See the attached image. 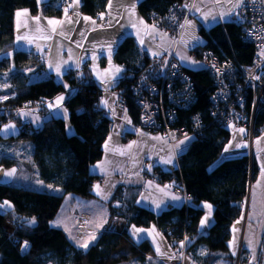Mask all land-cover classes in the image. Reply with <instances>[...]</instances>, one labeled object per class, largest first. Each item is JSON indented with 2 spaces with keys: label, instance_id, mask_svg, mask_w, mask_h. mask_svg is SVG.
Wrapping results in <instances>:
<instances>
[{
  "label": "trees",
  "instance_id": "obj_1",
  "mask_svg": "<svg viewBox=\"0 0 264 264\" xmlns=\"http://www.w3.org/2000/svg\"><path fill=\"white\" fill-rule=\"evenodd\" d=\"M58 1L48 0L39 9L37 0H0V125L13 120L16 108L26 103L40 104L52 100L65 91L64 84L52 75L30 80V73L23 69L32 65V72L41 73L43 62L40 56L37 58L17 50L11 61L3 55L13 49L14 16L18 9L26 8L32 14L41 11L45 15H59L61 10L56 8ZM107 1L82 0L81 12L96 16L105 10ZM181 1L141 0L138 10L152 23L151 13L162 16ZM198 33L203 43L191 48L190 52L199 53L207 48L219 59L226 58L235 66L252 63L254 46L242 40L239 27L231 21L218 22L207 28L200 26ZM114 58L124 66V73L114 90L126 88L120 98L135 130L148 131L136 127L139 108L129 85L135 84L139 77L147 73L151 57L140 50L133 37L127 36L117 46ZM185 70L191 78L195 100L185 109L173 107L164 93L163 113L167 117L175 112L173 125L184 126L187 130L192 127L193 117L198 116L202 127L192 135L194 138L186 150L177 156L175 168L153 170L161 175L159 183L168 181L171 184L172 180H180L191 196V203L180 207L168 206L156 212L136 203L138 187L118 186L107 202L106 228L87 249L74 245L62 228L53 225L66 195L84 199L94 197L93 180L97 177L89 173V168L102 157L103 143L111 127L110 119L99 106L103 90L91 79L65 73L64 81L69 86H77L64 101L73 133L66 131L63 118L49 116L38 127L20 122L17 135L10 136L17 145L24 142L33 145V160L26 164V169L35 170L39 180L55 191L0 183V202L8 200L12 204V208L0 211V264H101L107 258L119 257L127 260L123 264H153L150 262L153 257L150 244L146 240H134L128 232L130 225H154L164 233L170 230L172 235L167 237L175 247L185 237L186 252L195 264L229 263L234 260L230 244L231 227L243 214L242 206L250 184L257 177L258 168L248 154L217 162L231 138V130L211 113L208 98L215 88L213 77L204 67ZM77 77L79 82H76ZM253 97L254 92L248 90L247 110L251 108ZM46 107L40 109L41 113ZM263 130L264 99L258 103L253 137ZM131 135L127 134L123 139ZM15 162L9 157L0 159V164L4 166ZM201 202L213 206L212 223L204 234L198 232L204 210L196 204ZM33 219L34 224L30 223ZM25 242L29 247L22 251ZM262 245L260 243L257 248L258 259L263 255ZM246 260L243 257L241 263Z\"/></svg>",
  "mask_w": 264,
  "mask_h": 264
},
{
  "label": "crops",
  "instance_id": "obj_2",
  "mask_svg": "<svg viewBox=\"0 0 264 264\" xmlns=\"http://www.w3.org/2000/svg\"><path fill=\"white\" fill-rule=\"evenodd\" d=\"M46 1L48 0H37L39 9ZM140 1L108 0L105 10L93 17L81 12L82 0H72L71 4L61 10L59 15H45L41 11L32 14L26 8L18 9L15 12L13 49L40 56L43 62V71L39 75L32 72L33 68L26 71L30 73V80L45 78L49 75L55 78L57 75L61 74L63 76L67 71L74 70L80 76L91 79L103 90L99 106L110 119L111 127L103 143L102 157L90 166L89 173L96 177L102 176L104 180L94 184V197L92 199L72 195L66 196L68 198L66 209L62 213L58 211L56 216L59 218L57 227L62 228L67 236L68 233L63 226L68 224L75 239L70 240L77 247H80L83 243L80 242L82 239L75 237L74 214L76 212L89 214L90 222L85 239L92 236L97 238L99 233L106 228L108 218L107 202L118 186L138 187L139 192L136 203L152 211H161L168 206L180 207L185 205L184 198L171 190L168 181L157 183L149 179L144 180L140 177V171L143 168L172 170L177 164V156L186 150L191 141L183 139L174 144H169L166 135L163 133L135 130L126 109L115 104L117 96L114 87L124 73V66L117 63L114 58L119 43L125 37L131 36L135 39L140 50L145 51L150 57L161 56L165 54L163 46L167 44L170 36L147 21L139 12L138 4ZM17 12L21 14L17 16ZM178 42L173 41L171 53ZM63 84L67 86L65 91L55 96L40 116L37 117L31 113L23 112L21 123L38 127L49 116L61 117L66 122L68 111L64 101L74 89L65 81ZM61 96L64 99L60 101V105L63 106L62 110H64L58 113L59 105L57 106L55 101ZM49 105H52V107H49ZM41 115L45 116L42 117ZM68 127L66 123V131L72 133L73 130H69ZM229 128L231 138L225 145L217 162L247 153L246 132L244 130L241 132L240 128ZM131 133L130 137L123 139ZM254 138H257V141L256 146L251 150V154L258 168L257 187L260 177V183L263 181L261 183L262 187L260 186L259 189L262 192L261 189H264V130ZM26 143H28L29 148H32L29 142L18 144V146L27 145ZM13 144L16 145L15 141ZM237 145H240V147H237ZM19 151L22 150L19 148ZM1 157L6 156L1 155ZM166 160H171V163H165ZM27 161L31 162L30 160H22L25 167ZM36 179L41 189L55 191V189L40 181L37 175ZM19 185L22 184L19 183ZM174 196L180 197V199L174 200ZM0 203L4 205L5 201ZM196 205L204 210L202 216L204 218L208 213L204 203L201 202ZM10 208H12V205L8 204V206L0 208V211ZM212 210L213 208L211 212ZM254 220H257V218H253L251 223ZM210 224V218L203 227L200 223L198 232L200 234L206 233ZM231 228L232 241L230 240V244L235 248L243 228L241 219L236 220ZM136 229L141 231L136 232L134 235ZM128 232L136 241L146 240L153 250L154 258L159 259L161 264H174L177 262H174V257L180 244L177 247L173 246L174 242L156 226L137 227L130 225ZM248 244H246V248L249 247ZM252 246L251 251H256L255 245ZM183 264L195 263L190 257H186Z\"/></svg>",
  "mask_w": 264,
  "mask_h": 264
},
{
  "label": "built area",
  "instance_id": "obj_3",
  "mask_svg": "<svg viewBox=\"0 0 264 264\" xmlns=\"http://www.w3.org/2000/svg\"><path fill=\"white\" fill-rule=\"evenodd\" d=\"M71 1L59 0L56 3V8L63 10L71 4ZM205 1L207 0H182L180 3L172 5L162 16H155L151 13L149 17L155 26L173 37L175 42H178L186 22L192 16L194 5L197 2ZM231 22L239 27L242 40L254 46V57L250 65L235 66L226 58L219 59L207 48L202 49L199 53L191 51V57L195 61L201 60L204 68L213 77L215 88L208 100L211 103V113L214 118L223 122L224 126L244 128L248 131L250 138L253 133L258 103L264 99V70L262 69L264 66V0H241L237 15L231 19ZM36 57L38 58V56ZM150 64L147 73L139 77L135 84L129 85L135 104L139 108V121L136 127L148 131H160L166 135L170 143L186 135H195L202 127L198 116L193 117L192 127L187 130L184 126L173 125L176 120L175 112L167 117L163 113L164 93L167 96V102L173 107L185 109L193 103L195 93L189 74L174 59L171 52L161 56H152ZM66 73L69 75L77 74L74 70H69ZM76 80L79 82V77ZM70 87L75 89L77 86ZM248 90L254 92L253 102L249 110L246 109ZM124 91H126L125 87L115 89L117 96L115 104L122 108L125 104L120 97ZM50 103L51 100L40 104L26 103L23 107L34 108L38 106L41 109ZM13 121L19 122L16 113L13 116ZM249 158H252L251 152ZM140 177L157 183L161 180V175L153 168H143L140 171ZM103 180L102 176L97 177L93 180V184ZM170 188L175 194L184 198L185 205L190 204L191 196L185 191L180 180H172ZM88 218L87 214L78 216L76 234L78 237L85 235V223ZM165 235L171 236L172 233L168 230ZM186 243L184 237L174 257L178 264L183 261L186 254ZM242 250L243 242L240 236L234 252V260L228 264H242Z\"/></svg>",
  "mask_w": 264,
  "mask_h": 264
},
{
  "label": "rangeland",
  "instance_id": "obj_4",
  "mask_svg": "<svg viewBox=\"0 0 264 264\" xmlns=\"http://www.w3.org/2000/svg\"><path fill=\"white\" fill-rule=\"evenodd\" d=\"M240 3L241 0H207L203 3L201 2H197L195 4V6L193 7L192 10V14L193 16H191V18L186 22L184 29L181 33V36L179 38V42L178 44L175 46L172 54L174 59L181 64L183 67L187 68V69H197L200 67H204V64L201 60L195 61L190 54L189 49H191L193 46L195 45H200L203 43V39L200 36V34L198 33V29L200 26H204V27H210L218 22H227V21H231V19L233 17H236L238 9L240 7ZM169 36V35H168ZM173 41L174 38L173 37H168V42L164 47V52L165 54H169L172 50L173 47ZM175 42V41H174ZM16 50L12 49L8 52H6L5 54H3L4 56H7L11 59V61L13 60V55L14 52ZM164 55V54H163ZM12 64V68L13 63ZM30 68H32V65L27 66L25 69H23L24 71H28ZM40 73H37V75H39ZM33 79V78H31ZM55 79L57 81L60 82H64L63 81V76L57 75L55 76ZM3 82L5 81L4 79H2ZM61 94V93H60ZM57 101H55V103L57 104ZM60 101H59V108H58V113H61L60 111L63 112L62 108L63 106L60 105ZM26 112V113H31L35 116H40L41 114V110L38 106L34 107V108H30V107H19L17 109L16 114L18 115L19 118V122H15L13 120L4 122L0 125V157L1 155H5L6 157L9 158H13L15 159L17 162L11 166H4L0 164V183H20L22 185H28L29 187H32L34 189H41L39 186V183L36 179V171L33 169H26V167L23 165L22 160H33V153H32V148L33 145L30 143V146H32V148H29L28 143H26L27 145H21V152L19 151L20 146H18L17 144H13V142L15 141V139H10L11 135H15L17 134V132L19 131L20 128V122H21V116L22 113ZM65 112V111H64ZM25 113V114H26ZM42 117L45 115H41ZM66 123L68 124V128L73 130L72 126L70 125L69 121H68V117L66 118ZM11 125V128L6 129V126ZM235 128H239L237 126H235ZM243 129L246 133V144H247V153L249 154L248 156H250V152L252 150L253 147L256 146V141L257 138L253 139V133H252V137L249 138L248 136V131L245 130L244 128H240ZM73 133V132H72ZM186 137L188 138L187 140L192 141L193 140V136L192 135H186L184 137L179 138L178 140H175L173 143H170L168 140L169 144H174L180 140L186 139ZM255 137V136H254ZM252 156V154H251ZM28 162V161H27ZM26 162V163H27ZM33 167V166H32ZM15 170V174L12 177H8L5 175V173L11 171V170ZM263 179V177H262ZM258 179L254 180L250 186H249V191H248V196L246 198L245 203L243 204V214L241 216V221L243 223V228L241 230L240 236L243 242V250H242V257H246L245 263L243 264H264V189H261L262 192L259 190L260 186L262 187V182L260 183L261 177L259 178V184L257 187V181ZM68 196V195H66ZM64 197V201L60 207L59 213H62L65 211L66 209V203L68 201L67 197ZM6 201L8 204L12 205L10 201L8 200H4ZM3 202V201H2ZM202 203H207L210 204L208 202H202ZM1 205V203H0ZM211 205V204H210ZM212 206V205H211ZM213 208V206H212ZM208 211V209H207ZM81 214H87L88 215V220L85 223V235L83 237H78L77 234V230H78V216ZM74 221H75V237L77 239H82L80 242L84 243L85 241H88L90 239V237H88L87 239V227L88 224L90 222V216L88 213H80V212H76L74 214ZM210 221L212 223V215L209 217ZM253 218H257V220H254L253 223H251V221L253 220ZM58 217H56L53 220V225L58 226ZM66 228V231L68 233V236L71 240H75L72 236V231L69 228L68 224H65V226H63ZM253 235V236H252ZM232 241V240H231ZM238 242V241H237ZM249 243V247L246 248V244ZM260 243H263L262 245V251H263V255L261 257V259L258 260L257 258V250L256 251H251V247H253L252 245H255L256 248H259ZM233 246L231 245V248ZM237 245L235 246V248L233 247L232 250V254L234 257V252L236 250ZM179 249V248H178ZM176 255V254H175ZM186 257H190V255L188 254V252H186L185 256L183 257V261L185 260ZM183 261H181L179 264H183ZM260 261V262H258ZM127 260L124 257H119V258H107L106 260H104L103 262H101V264H123L126 263ZM150 262L153 264H161V261L157 258H154V256L152 258H150ZM174 262H176V260L174 259ZM233 262V261H232ZM134 264H137L136 262H133ZM140 264H144V263H140ZM147 264V263H146ZM174 264H177L174 263ZM215 264H228L225 262H218Z\"/></svg>",
  "mask_w": 264,
  "mask_h": 264
},
{
  "label": "snow or ice",
  "instance_id": "obj_5",
  "mask_svg": "<svg viewBox=\"0 0 264 264\" xmlns=\"http://www.w3.org/2000/svg\"><path fill=\"white\" fill-rule=\"evenodd\" d=\"M20 14H21L20 12H17V13H16L17 16H19ZM57 71H58V73H59V69H58ZM117 71H119V69H117ZM65 87H67V86L65 85ZM63 99H64L63 96H61V97L58 98L57 106L59 105V101H62ZM49 107H52V105H49ZM11 127H12L11 125H8V126H6V129L11 128ZM69 130H70V129H69ZM240 131L242 132L243 129H240ZM186 139H188V138L186 137ZM237 147H240V145H237ZM165 163H171V160H166ZM14 174H15V170H14V169L11 170V171H9V172H7V173H5V175L8 176V177H12V176H14ZM173 199H174V200H179L180 197H175V196H174ZM5 206H8V203H7L6 201H5L4 205H0V208H3V207H5ZM158 207H159V205H158ZM204 207L208 209V213H207V215H206L204 218H202L201 221H200L202 227L208 222V219H209V217H210L211 214H212V212H211L212 206H211L210 204L205 203V204H204ZM30 223L34 224V223H35L34 219H33V221H31ZM237 223H238V222H237ZM140 231H141L140 229H136L135 232H134L133 234L135 235L136 232H140ZM95 239H96L95 236L90 237V239H89L88 241H85L82 245H80V247H82V248H84V249H87V248L90 246L91 241H93V240H95ZM182 243H183V242H182ZM28 247H29L28 243L25 242V244H24L23 247H22V251L27 250Z\"/></svg>",
  "mask_w": 264,
  "mask_h": 264
}]
</instances>
